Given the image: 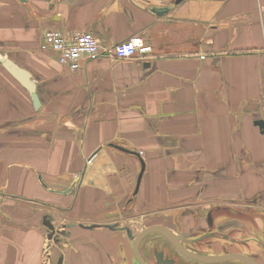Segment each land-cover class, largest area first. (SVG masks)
<instances>
[{"label":"crops","instance_id":"0c3cea01","mask_svg":"<svg viewBox=\"0 0 264 264\" xmlns=\"http://www.w3.org/2000/svg\"><path fill=\"white\" fill-rule=\"evenodd\" d=\"M174 1L0 0V56L29 75L40 102L35 111L0 64V264L54 258L45 215L98 244L93 253L76 245L85 264L115 258L119 233L75 228L106 222L129 198L134 214L183 213L185 223L192 211L246 206L249 235L264 247V133L254 125L264 121V0L150 10ZM50 29L91 33L104 55L72 72L40 49ZM134 36L152 49L145 60L112 57ZM111 145L144 161L135 196L138 158Z\"/></svg>","mask_w":264,"mask_h":264},{"label":"flooded vegetation","instance_id":"af4514ba","mask_svg":"<svg viewBox=\"0 0 264 264\" xmlns=\"http://www.w3.org/2000/svg\"><path fill=\"white\" fill-rule=\"evenodd\" d=\"M132 200L125 199L120 210L111 213L106 222L94 220L84 228H75L91 232L92 228L100 226L108 233L121 235L115 242L118 253L115 258L108 254L98 258L97 254H92L87 256V264H251L249 260L264 264V247L249 235L253 229L249 225L254 224V220L246 206L215 207L201 213L192 211L186 223L177 220V217L184 219L183 213L169 214L166 220L140 223L136 219L138 215L131 211V214H123ZM53 224L57 232L49 243L54 258L47 264H85L76 245L79 242L87 252L93 253L98 244L93 243V238L73 240L70 229L77 225L72 222ZM151 228H161L170 237L157 230L149 231ZM235 255L241 257L231 258Z\"/></svg>","mask_w":264,"mask_h":264},{"label":"built area","instance_id":"2783aa9c","mask_svg":"<svg viewBox=\"0 0 264 264\" xmlns=\"http://www.w3.org/2000/svg\"><path fill=\"white\" fill-rule=\"evenodd\" d=\"M40 49L56 54L58 64L70 71H79L83 61H93L102 57L103 51L91 33H77L71 37L62 30L50 29L42 34ZM152 49L141 37H130L113 48L112 57L118 60L146 59ZM199 59H204L200 57Z\"/></svg>","mask_w":264,"mask_h":264},{"label":"water","instance_id":"95a60500","mask_svg":"<svg viewBox=\"0 0 264 264\" xmlns=\"http://www.w3.org/2000/svg\"><path fill=\"white\" fill-rule=\"evenodd\" d=\"M19 1H22V0H19ZM44 1L49 2L50 0H44ZM180 1L181 0H175L170 6L166 7L165 9L151 8L150 10H153L154 13L160 15V14L164 13L165 11L169 10V8H172L175 5L177 6V4ZM0 64H2L1 66L4 67V69L13 77V79L18 81L23 87H25L27 89V91H29V93L31 95V100H32L31 104L33 105L34 110L38 111V109L40 107V102H39L38 96L36 94V91H34L35 86L28 78L29 75L25 71L20 70L16 66H13V64L10 61L3 59L1 56H0ZM145 67H148V64L145 65ZM254 125L257 126L259 128V130H261L262 133H264V121L263 120L255 121ZM111 147L118 150V151L133 155V156L138 158V161H139L138 163L140 165V169H139L138 175H136L137 176L136 183H135V187L133 188L134 189V196H135L138 192V187L140 186L142 175H143L144 170H145V164L143 163L144 161L140 157V154L137 152L127 151L126 149H123V148L118 147V146H113V145H111ZM97 151L98 150L94 151V153H92L91 157H93L97 153ZM75 182H77V181H75ZM64 193H66V192L64 191ZM53 223H54V219L52 218V216L45 215L42 217V226L45 228L46 237H47L48 241H52L55 232H57L55 230V226ZM154 230L160 231V233L162 232L167 237H170L168 235V233L161 228H151L149 231H154ZM240 257L241 256L235 255L231 258L236 259V258H240ZM241 259L248 261V259H245V258H241ZM248 262H250L251 264H254L250 260ZM58 264H60V263H58Z\"/></svg>","mask_w":264,"mask_h":264},{"label":"rangeland","instance_id":"374dc122","mask_svg":"<svg viewBox=\"0 0 264 264\" xmlns=\"http://www.w3.org/2000/svg\"><path fill=\"white\" fill-rule=\"evenodd\" d=\"M19 1V0H18ZM52 53V52H51ZM52 55L56 58V54H54V53H52ZM56 60H57V58H56ZM122 148V147H121ZM246 167L245 166H241V168H240V170L238 169V167L236 166L235 168H234V171L233 172H235V180L236 179H238V177H239V175H240V172H238V170L239 171H242V169H245ZM42 176V177H41ZM36 180H37V183L40 185V186H42L43 188L45 187V183H46V180H45V175H43L42 173H40V174H36ZM41 179V180H40ZM43 180V181H42ZM2 189V187L0 188V190ZM5 190H6V187L4 188ZM92 204H95V203H97L96 205H99L98 207H94L95 208V210L96 211H98V212H100L99 214H98V212H97V214L96 215H94V216H90V217H98V216H100L101 214H103V212L101 213V211L103 210V208L100 206V203H98V201H97V199L95 200V199H93L92 200V202H91ZM130 210L131 209H127V210H124L123 211V214H131L130 213ZM132 211V210H131ZM120 212V211H119ZM111 214V213H110ZM110 214L108 215V214H106L105 216L108 218V220L110 219ZM133 215H138V214H134L133 213ZM157 215H160V214H152V215H150V214H142V215H138V217H136V219H138L137 221H139L140 223H142V222H144L145 220H153V219H158V218H160V217H166L164 214H162V215H160V216H157ZM104 216V217H105ZM168 216V215H167ZM253 216L254 217H256L257 216V214H255V213H253ZM93 233V232H92ZM92 233H90V235L92 234ZM109 234H112V233H109ZM103 235H105V232H104V234ZM102 235V236H103ZM104 241V240H103ZM105 243V242H104Z\"/></svg>","mask_w":264,"mask_h":264},{"label":"trees","instance_id":"16d2710c","mask_svg":"<svg viewBox=\"0 0 264 264\" xmlns=\"http://www.w3.org/2000/svg\"><path fill=\"white\" fill-rule=\"evenodd\" d=\"M241 54H242V53H241ZM243 54H245V53H243ZM243 54H242V55H243Z\"/></svg>","mask_w":264,"mask_h":264}]
</instances>
